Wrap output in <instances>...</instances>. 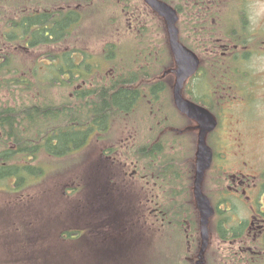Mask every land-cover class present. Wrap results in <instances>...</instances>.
I'll use <instances>...</instances> for the list:
<instances>
[{
	"label": "flooded vegetation",
	"instance_id": "flooded-vegetation-1",
	"mask_svg": "<svg viewBox=\"0 0 264 264\" xmlns=\"http://www.w3.org/2000/svg\"><path fill=\"white\" fill-rule=\"evenodd\" d=\"M261 3L264 0H167V4L179 17L176 25L180 42L199 61L196 73L184 81L182 95L186 100L209 111L215 121L211 131H204L203 125L198 121L180 114L183 122L182 138L197 146L202 135L212 151V163L202 183L203 193L214 209L209 224L204 264H264V71H253L248 67L253 57L264 55V25L255 32H250L247 18L249 6ZM72 4L57 5L59 9L67 7L71 10ZM82 9L83 4L74 8L77 12ZM123 12L128 17V27L121 25L120 30H124L135 40V53L132 58L133 72L118 75L122 77L119 91L128 92L126 99H123L125 106H118L127 112L123 124L116 128L120 135L111 140L107 137L113 132L109 124L114 122L107 113L108 88L101 89L99 93L95 91L88 105L63 107L74 111L88 108H96L98 113L101 109L104 111L102 115L97 114L92 123L88 149L93 142H97L98 159L106 167L89 170L93 164L90 160L88 187L85 186L83 192L87 193L88 204L92 206H88V221L96 217L99 222L110 221L114 226L100 223L99 226H94L91 222L84 232H78L76 202L82 188L76 186V178L72 176L71 170L60 173L59 167H43L45 154L52 159L55 157L44 149L46 138L42 106L37 117L40 127L37 136L29 137L26 133L22 139V147L14 145L18 139L9 137L8 130H5L6 136L0 132V229L10 231L9 234H0V256L6 251L13 232L18 230L14 225L5 226L12 219L21 228L17 232L19 239L37 241L42 245L50 242L52 236L42 233H38L33 240H27L28 229L39 224L45 208L62 219L56 240L64 243L74 254L78 252V248L86 249L83 252L88 253V264H109V257L114 262L125 256L136 257L141 244V214L149 210L152 217L147 221L154 225L165 220L160 199L166 191L165 183L169 184L170 175H165V179H162L150 174L146 169L140 168V161L135 159H141V142L148 144L151 151H162L167 144L176 146L179 141L178 137L171 138L172 134H176V129L172 126L175 115H170L176 85L175 61L166 30L167 49L163 54L168 62L166 70L159 74L157 62L164 55L156 52L152 45L154 40H150L152 37L147 35L146 23L152 24L153 28L154 12L143 0H138L130 11L124 9ZM30 13L32 11L24 7L21 10V21L25 22ZM16 14L12 0H0V15L12 17ZM29 38L30 35L23 31L21 37L17 36L11 42L5 33L0 35V60L11 53L20 54L23 77H28L29 73L34 75L33 64L28 58L29 45L32 43ZM91 53L88 47L86 61L76 55L70 58L76 73L60 68V42L54 44L52 58L49 56L44 60L54 63L56 77H85L91 81L100 74L93 71L88 63ZM14 59L19 61L18 56H14ZM82 62L88 65V72H77V69H81ZM60 70L68 73L62 74ZM105 76L112 75L105 73ZM36 77L40 78L39 73ZM75 89L81 88L75 84L73 91ZM72 92L70 97H73ZM92 92L94 90L88 93ZM131 95L134 96L132 102L129 99ZM97 100L101 105H95ZM139 107L142 108L143 116ZM56 109L59 110L60 106ZM142 129L147 130L143 137L140 132ZM181 146L184 149L185 146ZM74 149L75 147H70L64 153H71ZM7 151L10 152L9 157ZM34 161L40 166L32 168ZM28 172L31 174H27ZM10 173L16 175L8 176ZM62 176L65 177L60 182L61 185H45V178L54 180ZM28 177L36 179L34 194L29 192L32 186L27 185ZM192 189L193 187L189 191ZM49 190L59 193L58 197L50 199L47 195ZM21 196L34 201L18 208ZM96 204L98 209L93 210L92 214ZM124 224L128 226L127 231L130 233L127 240L124 237L125 229H121ZM168 224L172 222L168 221ZM110 229L111 233L106 234ZM95 232L100 233L99 238L101 234L113 236V243L100 245L98 240L89 237ZM78 238L83 240L84 248L76 247L74 241ZM88 242L90 249L87 248ZM201 245L199 233V249ZM121 263L125 264V261Z\"/></svg>",
	"mask_w": 264,
	"mask_h": 264
},
{
	"label": "rangeland",
	"instance_id": "rangeland-1",
	"mask_svg": "<svg viewBox=\"0 0 264 264\" xmlns=\"http://www.w3.org/2000/svg\"><path fill=\"white\" fill-rule=\"evenodd\" d=\"M56 5L57 4H64L63 0H55ZM74 2V0H73ZM72 2V3H73ZM138 3V0H131L132 6L136 5ZM80 3L79 1H75L73 5L76 7ZM124 5L122 2H119L118 0H97L95 1L94 5L88 11L83 12L81 22L78 24V26L75 28L73 33V38L81 37L78 41H74L70 43L71 45H74V43H79L74 50H73V56L83 57L86 61L88 57L80 52V50H83L88 53V47L91 48V56L89 58V62L93 64V60L98 64L94 65L95 69L98 70L99 77H93L91 81H85L83 79L73 78L70 77L67 80V93L70 94L73 91L72 84L77 82V87L80 86H86L85 88L88 89V92L91 90L99 91L104 88H111L114 86L121 85L122 77H119V74L125 73H132V58L135 53V48L131 49L130 46H128L127 42H130L133 44V37L124 30H120L121 25H125L128 27L127 23V15L123 12ZM72 13V12H70ZM12 18V17H11ZM10 17L2 16L0 17L1 20H8L11 19ZM153 21V28L152 24H147V35L150 38V40H154L152 45L156 48V52L158 54H163V50L167 49L166 46V37L163 29L162 20L161 18L155 14ZM13 20H19V18L15 17ZM70 21V18H69ZM7 23L2 25L0 27V33L1 31H4L6 29ZM128 29V28H126ZM88 34V36H86ZM74 40V39H72ZM88 41V45H87ZM121 42H125L126 48H124V53L129 54L130 59L126 60L123 59L121 63V68L124 70H113L111 67H108L107 64H103L101 61V58H105L107 55V48L111 46L119 47ZM68 48V46H66ZM70 50V49H69ZM13 55L20 56V54ZM164 57L160 59L159 62H157V70L160 73H163L166 70L168 59L165 54H163ZM40 54H34L30 53L28 54V58L30 62H32L35 58H39ZM80 62V61H77ZM85 64V62H82ZM110 66V65H109ZM45 73V70H42L40 74ZM105 73L110 74L112 76L106 77ZM50 78L49 76H43V79ZM32 81V80H31ZM79 81V83H78ZM50 84V83H48ZM54 84V91L55 94L60 95V91L57 89L58 81L53 82ZM92 84V85H91ZM41 86V85H40ZM39 86V87H40ZM45 85L41 87V89L44 88ZM75 91V90H74ZM73 91V92H74ZM8 98V97H7ZM57 100V99H56ZM6 103V99L0 98V107ZM13 104V103H11ZM140 114L143 116L144 113L142 111V108L139 107ZM172 116L175 115L173 106H172V113L170 114ZM173 121L176 124V127L182 128L183 122L181 119H179L177 116L173 117ZM123 122V119H119L117 122H115L112 126L113 132L107 135L109 137V140L113 139L114 137H118L120 133L116 130V128H119L121 126V123ZM0 132L3 134V136H6L5 130H0ZM141 136H145L147 130H140ZM22 136H25L26 133L29 137H36L37 133H34V129L31 128L29 125H25L21 128ZM171 138H177L171 136ZM179 141L176 142V146L174 144H167L166 150L163 152L162 156H157V159L154 158H144L143 159H135L139 162V166L142 169H146L150 174L160 176L162 179H165L163 176L160 175L161 168L163 164H168L169 161H173V165L175 166L174 169L178 172V177H176L175 182L165 183V192L162 195V198L160 199L161 207L163 204L165 206L170 207L175 200H173V193H181V192H189L190 188L192 187L193 183V175H194V161H195V153H196V145L193 143L188 142L187 140L183 139L182 137L178 138ZM181 145H184V149H182ZM140 146H147V149H150V146L146 143L141 142ZM99 146L97 142H93V144L90 146V148H86L83 151H79L76 154L75 158H71L70 156H64L63 158L59 157H53L49 158L47 154H45L44 157V164L43 167L45 169L49 167H59L60 173L70 170L73 172L72 176L76 178V186L84 185L88 181V174L85 178H80L79 174H74L79 170L80 171L86 170V167L88 166L90 160H92L93 164L92 167H96L97 164L100 162L99 154H98ZM71 158V159H69ZM27 165V164H26ZM38 165L35 161L32 165V168H37ZM28 167V165H27ZM53 171V170H52ZM83 173V172H82ZM96 173V171H95ZM31 174V173H27ZM67 175V174H66ZM65 175V176H66ZM170 174H168L169 176ZM65 176L59 177L57 179L52 180L51 178H45V185L46 184H60L62 182L63 178ZM27 185L32 186L29 188V192L31 194H34L36 191V188L33 186L36 185V179L32 178L31 181L28 179ZM68 191V190H67ZM1 195V193H0ZM47 195L50 197V199H55L58 197L59 193L57 194L53 190H49ZM79 196V195H78ZM85 197L87 198V193H85ZM83 197L82 199H78L76 202V219H77V229H86L87 227H90L91 222L94 226H99L100 224H107L114 226L109 221L108 223L99 222L96 219H90L88 221V206L92 207L91 204H88L87 199ZM176 198V197H175ZM19 203L17 205L18 208H21L23 205H25L27 202H33L34 199H28L26 197H20ZM98 204L93 207V210L98 209ZM168 209V208H167ZM81 215V218L78 216ZM93 216V215H92ZM151 214L149 213V210L147 212L141 214L142 222L139 224L141 227V235H143L144 238V244L149 245V243H153L151 246V249H153V253H150L149 251H144L142 249L140 253L141 261H135L132 264H142L145 262V264H183L184 260L186 259L185 251L188 252V255L190 251L195 248V244L193 243V239L196 238L197 234V226L195 227L194 224H192L191 221L186 220V216L183 214V217L181 219H174L172 217H169L174 224L177 225V229L173 230L171 227H163L161 224H152L151 221H147V219L151 218ZM124 219V218H123ZM122 219V220H123ZM19 222H22L21 218H18ZM62 222V219L59 217L54 216V214L51 211H48V208L44 209V216L37 224L35 228H30L29 234L27 236V240H33L36 238L38 233H42L44 235H51L52 238L50 239V242L46 245H42L41 243L37 241H25L22 239H19L17 237V232L21 231V228L14 220L8 221L5 226L9 227L14 225L17 232H13L12 236L10 237V240L8 241V245L6 247V251L3 253V255L0 256V264H88V253L83 252L86 249L78 248L77 253H73L69 249H67L66 245L62 243L61 241L56 240V235L58 232V228ZM100 223V224H99ZM127 225L124 224L121 229H125V239L127 240L130 237V233L127 231ZM0 228L1 225H0ZM10 231L8 229H0V234H9ZM106 234L111 233V229L105 232ZM146 234V235H145ZM188 234L190 237L189 243L186 244V241L183 237V235ZM90 238L96 239L99 241L100 245L103 244H110L113 243V236L110 235H103L100 233L95 232L93 236H89ZM95 243V242H93ZM81 246V244H80ZM79 246V247H80ZM91 248L90 243L88 242V247ZM175 251V252H174ZM196 256V255H195ZM137 258V257H136ZM113 259V258H112ZM124 260L131 261V258H125ZM95 264V263H93ZM109 264H122L120 262V259H118L117 262H114L110 260Z\"/></svg>",
	"mask_w": 264,
	"mask_h": 264
},
{
	"label": "trees",
	"instance_id": "trees-1",
	"mask_svg": "<svg viewBox=\"0 0 264 264\" xmlns=\"http://www.w3.org/2000/svg\"><path fill=\"white\" fill-rule=\"evenodd\" d=\"M92 1L94 2V0H89L88 2ZM162 1L167 2V0ZM128 4L130 7L127 9L131 10V0H128ZM12 5H14L17 14L20 13L24 7H27L32 11V13H30V17L25 20V22L21 21V17H19V20L14 21L13 18H15L17 14L13 15L12 18L8 19L6 22L7 27L12 23L8 28L10 30L8 33L9 42L15 40L17 36L21 37L22 31L27 32L30 35L29 40H32V43L29 45L30 53L35 54L37 50H42L46 54L52 55V50H54V44L56 42H60L61 50H65L66 46H68L70 43L82 38V36L73 38L74 30L82 19L80 18L79 13L73 12L74 9L70 11L72 13H64V11L68 8L62 7L59 9L55 0H12ZM86 36H88V34H86ZM114 48L115 46L107 48L108 59L105 61L108 67H111V69L119 70L122 59L119 54L115 55V52L118 49L111 54V51ZM80 52L83 53V50H80ZM61 55L63 56L61 67L68 66L71 70H73L74 66L67 62H63L64 54ZM72 56L73 51L71 54H69V56H65L66 61H70L68 58H71ZM94 65L98 66V64L93 60V68H95ZM84 66L85 64H82L81 71L78 69L77 72L85 73V70H83ZM120 70L124 69L121 68ZM22 71V64L19 61H16L14 58L0 63V94L3 92L7 93V95L3 97L6 99V103L0 107V130H8L9 137L18 139L15 141L14 145L17 148L22 147V145H24L22 140L24 136H22L23 134L21 133V128L25 125H29L34 129L35 134L38 133L40 127L37 123V117L42 111L40 108L43 106V128L46 138L44 141L45 152L52 156H62L66 155L64 151L68 150L70 147H75V152L81 151L85 145V142L88 140V136L93 130L92 123L96 120V115L99 113V115H102L104 114V111L101 109L98 113V109L96 108L74 111L63 107L88 105V101L92 96L95 95V91L88 93L87 88H82L80 90L75 89V91L72 92L73 97H70V94H68L67 90H65L68 86V78L63 77L57 79L54 78L53 75H49L50 78L46 79H29L28 77L18 76L22 74ZM54 71L53 65L51 64L48 72L49 74H53ZM60 73L63 74L68 72L60 70ZM11 76L16 77L11 81L7 80V77ZM80 79L88 82V78L80 77ZM55 81H58L57 89L60 91V95H56L53 89V82ZM76 83L74 82L72 84V88ZM43 85L45 86L43 89H41ZM107 91L109 93V99L107 100V113L110 117H112L113 121L125 119L127 117V112L119 109L118 106H125L123 99H126L128 92L119 91V85L108 88ZM129 99L132 102L134 100V96L131 95ZM10 103L13 104L10 105ZM104 104H106V102ZM95 105H101L100 101L97 100ZM4 106L9 107V109L5 108ZM57 106H60L59 110L56 109ZM129 115H132V113ZM101 122L105 123L103 119H101ZM111 126L112 125L109 124V127ZM29 150H31V148H29ZM36 150L37 152L39 151V149ZM9 154L10 152L7 151L8 157ZM141 155H143L144 158L154 159H157V156H162L159 155L157 151H151V149H147L146 146H141L140 158L143 159ZM172 162L173 161H169L168 165H170ZM14 175L16 174H8V176ZM18 183L20 184L19 180ZM86 184L88 186V181ZM173 195L176 197V208H164L163 212L166 214V217H179V219H181L184 214L186 216V220L191 221L196 227L198 221L197 212L195 211L193 213L189 207V204L191 203V193L175 192ZM82 241L83 240L81 238H78L76 241H74L76 247L80 246L81 244V246L84 248ZM187 254L188 253L186 252V259L184 260L183 264H192L188 260L190 257L187 256ZM108 259L109 262L112 260L111 257Z\"/></svg>",
	"mask_w": 264,
	"mask_h": 264
},
{
	"label": "water",
	"instance_id": "water-1",
	"mask_svg": "<svg viewBox=\"0 0 264 264\" xmlns=\"http://www.w3.org/2000/svg\"><path fill=\"white\" fill-rule=\"evenodd\" d=\"M146 3L152 7L166 22L170 47L177 65L175 71L177 81L174 88V102L179 112L187 115L191 119L198 121L203 125L204 131H211L214 128L215 121L213 116L205 109L185 100L182 96V85L184 80L193 75L198 67V60L196 56L186 49L179 42V32L176 28L178 17L176 12L159 0H145ZM212 161V153L207 147L203 136H200L197 153H196V173L194 182V197L197 210L200 214V232L203 241L201 252L198 256L196 264H203V254L208 247L209 240V223L214 215V210L208 198L202 192V182L205 172L209 169Z\"/></svg>",
	"mask_w": 264,
	"mask_h": 264
},
{
	"label": "clouds",
	"instance_id": "clouds-1",
	"mask_svg": "<svg viewBox=\"0 0 264 264\" xmlns=\"http://www.w3.org/2000/svg\"><path fill=\"white\" fill-rule=\"evenodd\" d=\"M247 18L250 32H255L258 27L264 25V3L250 5L247 11ZM248 67L253 71H264V55L253 57Z\"/></svg>",
	"mask_w": 264,
	"mask_h": 264
}]
</instances>
